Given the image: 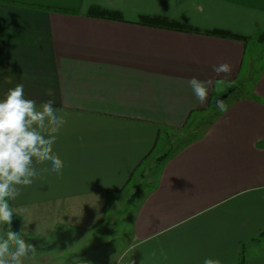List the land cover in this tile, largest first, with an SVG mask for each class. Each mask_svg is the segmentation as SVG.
<instances>
[{
	"label": "crops",
	"instance_id": "obj_1",
	"mask_svg": "<svg viewBox=\"0 0 264 264\" xmlns=\"http://www.w3.org/2000/svg\"><path fill=\"white\" fill-rule=\"evenodd\" d=\"M153 17L199 33L140 23ZM211 31L241 40L202 34ZM256 38L264 43V0H0V99L22 83L66 120L53 146L63 174L36 164L41 174L10 201L14 211L37 208L89 230L127 193L130 243L102 264H264V68L252 93L163 154L170 134L238 83ZM224 62L231 74L218 76L213 65ZM192 77L213 81L203 105Z\"/></svg>",
	"mask_w": 264,
	"mask_h": 264
},
{
	"label": "clouds",
	"instance_id": "obj_2",
	"mask_svg": "<svg viewBox=\"0 0 264 264\" xmlns=\"http://www.w3.org/2000/svg\"><path fill=\"white\" fill-rule=\"evenodd\" d=\"M213 71L218 76H228L232 66L220 63L213 65ZM187 84L199 104H205L213 81L192 77ZM54 104V99H48L38 107L35 100L25 96L22 83L10 88L0 99V224H7L9 228L16 214L10 201L21 194V187L30 186L40 176L36 164L51 162V171L58 176L63 174L64 161L54 152L53 146L66 120L58 114ZM216 106L222 112L227 111L222 100L218 99ZM32 221L24 218L20 232L10 230L6 238L0 236V264H24L30 254L35 255L36 246L24 238ZM161 254L166 258L163 251ZM203 264H222V261L205 257Z\"/></svg>",
	"mask_w": 264,
	"mask_h": 264
},
{
	"label": "rangeland",
	"instance_id": "obj_3",
	"mask_svg": "<svg viewBox=\"0 0 264 264\" xmlns=\"http://www.w3.org/2000/svg\"><path fill=\"white\" fill-rule=\"evenodd\" d=\"M263 68L264 43L258 42L256 38L248 42L241 78L238 83L229 88L228 92H231L228 95L229 100H223L224 104L227 105L236 97L252 93L253 83L258 79ZM218 111L219 108L214 104L211 111L200 114L191 127L180 133L170 134L173 143L163 154H169L184 143L198 138L211 122L213 114ZM161 149L159 148L158 151ZM130 197L125 193L116 200L115 205L111 202L104 222L89 230L71 227L52 213H48L49 215L45 217L44 211L40 212L37 208H25L15 212L10 228L7 224H0V236L6 238V233L10 230L20 232L24 218L25 220L33 219L34 221L26 229L28 234L24 238L36 246V253L34 256L30 254L24 264H75L83 261L80 258L84 255L88 259L92 257L88 264L108 263L111 259L116 260L114 258L117 257L119 259L130 243V220L133 213V208L127 201ZM60 221L65 225H62ZM85 256L82 263L86 260Z\"/></svg>",
	"mask_w": 264,
	"mask_h": 264
},
{
	"label": "trees",
	"instance_id": "obj_4",
	"mask_svg": "<svg viewBox=\"0 0 264 264\" xmlns=\"http://www.w3.org/2000/svg\"><path fill=\"white\" fill-rule=\"evenodd\" d=\"M93 12H98L99 18L122 21V16L118 13H112V12L100 11V10H93ZM140 23L143 25H147L149 27L163 28V29L172 30L176 32L199 33V31L187 25H183V24H180L174 21H170L165 18H160V17L145 18V19L140 20ZM202 34H205L208 36H216V37H221V38L241 40L240 37H237L235 35H232L224 31L203 32ZM240 264H243V260L241 261Z\"/></svg>",
	"mask_w": 264,
	"mask_h": 264
},
{
	"label": "water",
	"instance_id": "obj_5",
	"mask_svg": "<svg viewBox=\"0 0 264 264\" xmlns=\"http://www.w3.org/2000/svg\"><path fill=\"white\" fill-rule=\"evenodd\" d=\"M231 92L229 91V93H227L226 95H224L223 97H220L219 100H225L227 99L228 95L230 94ZM216 104V103H215Z\"/></svg>",
	"mask_w": 264,
	"mask_h": 264
}]
</instances>
